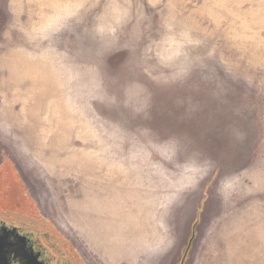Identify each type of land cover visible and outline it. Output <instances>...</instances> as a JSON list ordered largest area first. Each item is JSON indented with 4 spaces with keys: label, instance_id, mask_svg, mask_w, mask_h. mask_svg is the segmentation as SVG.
Here are the masks:
<instances>
[{
    "label": "rangeland",
    "instance_id": "rangeland-1",
    "mask_svg": "<svg viewBox=\"0 0 264 264\" xmlns=\"http://www.w3.org/2000/svg\"><path fill=\"white\" fill-rule=\"evenodd\" d=\"M0 169L84 264H264V0H0Z\"/></svg>",
    "mask_w": 264,
    "mask_h": 264
},
{
    "label": "flooded vegetation",
    "instance_id": "flooded-vegetation-1",
    "mask_svg": "<svg viewBox=\"0 0 264 264\" xmlns=\"http://www.w3.org/2000/svg\"><path fill=\"white\" fill-rule=\"evenodd\" d=\"M5 172H0V178ZM11 183L15 184V179L8 181L9 186ZM51 225L39 218L33 201L24 194L15 202L9 191L0 193V241L13 243L1 248L0 264H84Z\"/></svg>",
    "mask_w": 264,
    "mask_h": 264
},
{
    "label": "water",
    "instance_id": "water-1",
    "mask_svg": "<svg viewBox=\"0 0 264 264\" xmlns=\"http://www.w3.org/2000/svg\"><path fill=\"white\" fill-rule=\"evenodd\" d=\"M191 242V241H190ZM13 243H11L10 241L9 242H7L6 240L5 241H0V252H1V248H3V247H10L11 245H12ZM8 249V248H7ZM2 254H3V252H2ZM181 264H183V261L181 262Z\"/></svg>",
    "mask_w": 264,
    "mask_h": 264
},
{
    "label": "crops",
    "instance_id": "crops-1",
    "mask_svg": "<svg viewBox=\"0 0 264 264\" xmlns=\"http://www.w3.org/2000/svg\"><path fill=\"white\" fill-rule=\"evenodd\" d=\"M194 233H195V232L193 231V234H194ZM187 254H188V252H186V254H185L186 257H187ZM182 261H183V264H184L185 257H184V259H183ZM179 264H181V262H180Z\"/></svg>",
    "mask_w": 264,
    "mask_h": 264
}]
</instances>
